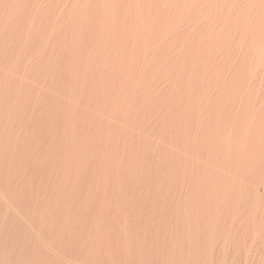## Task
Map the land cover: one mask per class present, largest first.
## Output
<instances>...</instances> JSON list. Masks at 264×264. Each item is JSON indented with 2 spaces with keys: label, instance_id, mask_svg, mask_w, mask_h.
<instances>
[{
  "label": "bare ground",
  "instance_id": "bare-ground-1",
  "mask_svg": "<svg viewBox=\"0 0 264 264\" xmlns=\"http://www.w3.org/2000/svg\"><path fill=\"white\" fill-rule=\"evenodd\" d=\"M42 97L50 98L48 106L45 107L47 112L55 111L59 106H62L61 109L63 110L61 113L59 111L60 116L62 114L61 118L64 121L62 125H60L59 129L61 126L63 127L64 139L61 141L59 140L60 147L58 149H60L63 145V154L60 155V159H64L65 162L64 164L60 165L58 169H54L55 177L58 178L59 175L64 177L83 176L86 172H89V164H92V157L89 159H87L88 157H85L87 161H79L82 159H80V156L83 152H85L87 155H90L91 153L92 155L94 154L96 156L100 155V164H97L98 167H93V170L91 169L93 171L91 175L92 180L99 182L98 185L102 188H100L101 190H99V192H114L115 194L117 192L121 194L123 193L124 195V192H131L132 194V192L136 193L139 190L140 194L142 190V192H145V196L146 193H154L156 196H164L174 191H184L185 193L186 191L188 192L190 190L191 194L196 195V198H192L193 201H201L206 197V202L210 203L211 201L212 203H215L218 202L219 198L224 195H228L232 198L233 196L235 197L240 195L243 190H247L249 196L251 197L248 199L250 200L248 205L251 211L246 206L250 212L248 211L245 213H248L247 215L250 213L252 214L251 218L253 222L255 218L259 220L260 217H257V215L260 214L259 210L260 208L262 210L264 208V198L261 197V194H258L259 190L257 192L258 187L261 186V189L264 187V0H0V177L6 179L5 185L7 188L11 190H17V194L18 190L32 189L28 180L17 178V176L19 177V173H17V170L19 169L17 167L19 166L13 164V160H16L15 157L19 150H21V148L25 146L26 143H29L27 142V136L34 134V132L30 134L31 130H27L29 131L28 135L23 131V126L28 125L31 120L32 122L35 120V118L34 120L31 118L33 117V113L39 110V106L41 105L38 106L39 102L37 100ZM32 104L35 105L33 106ZM184 112H187L186 114L189 116L197 115L198 120L200 121L199 127L202 126L205 133V137H203L204 140L201 139V141L196 138L192 137V139L189 137L188 141L190 142V145L192 144V146H190L188 142L186 145H184V142H182V129H184L182 128L184 126H182V121L185 117L183 116ZM37 115L38 114L35 116ZM49 115L50 114H48V116ZM195 116L194 118H196ZM43 118L46 119V116ZM61 118H59L60 121ZM59 120H57V122ZM47 124L46 126H48ZM187 124H189V122ZM51 125L52 128L54 124L52 123ZM39 126L35 128L38 129ZM189 126L191 127V124H189ZM189 126H187V128ZM42 130L43 129H41V131ZM199 130L201 129L199 128ZM50 134L52 135V133ZM34 135H37V133ZM48 136L51 137L50 135ZM42 137L40 141L42 140ZM34 139L30 140L29 138V141H38V139ZM46 142L49 141L46 140ZM29 144H27L28 148H30ZM37 145L40 146V144ZM46 145L47 143L45 146ZM49 146L53 147L51 144ZM51 149L53 150L54 148ZM39 151L41 150L39 149L38 152ZM38 152L35 153V155L38 154ZM19 154H21V151ZM22 155L23 153L21 156ZM70 158H73V160L71 161ZM27 159H29V156ZM33 159H35V156ZM31 162H33V160H31ZM14 163L16 162L14 161ZM41 163L42 162H40V165ZM39 168L37 165V169ZM36 171L37 170L34 172ZM25 172L26 171H24V173ZM44 175L46 176V174ZM34 177H36V175ZM60 180L61 179H59V181ZM97 182L95 184H97ZM85 183L90 185L87 182ZM37 185L39 184L37 183ZM98 185H95L96 188H98ZM49 186L51 187V185ZM49 186L48 188H50ZM46 188H44V190H46ZM69 189L63 188L60 190L63 192V190ZM81 190L83 189L81 188ZM94 191H92L93 195ZM43 193L44 192L41 193L42 196ZM48 193L49 192H47V194ZM76 194L78 193L76 192ZM106 194L108 195V193ZM243 194H245V192H243L242 195ZM186 195L188 194L186 193ZM200 195H204L199 197L201 200L198 198ZM35 196L36 195H33V197ZM7 197L0 195V201L5 205L9 204L11 201V199ZM19 197L20 196L17 198ZM124 197H126L128 200L127 197H130V195ZM246 197L248 198V196ZM118 198H116L117 201ZM147 198L149 199V197ZM163 198L161 197V199ZM189 198L186 200V202L188 200L190 201ZM21 199L20 201H22ZM92 199L94 200V198ZM139 199L140 198H138V200ZM152 199H154V197ZM152 199H150V201ZM183 199L185 200V198ZM183 199L181 200L182 203ZM46 200H48V197ZM246 200L247 199L245 198V202L243 201L244 204L246 203ZM14 201H16V198ZM88 201H90V199H88ZM172 201H174V199ZM177 201L178 200H176V202ZM225 201L227 200L225 199ZM230 201H232V199ZM35 202L36 200L34 203ZM46 202L47 201H45V203ZM123 202L126 203L125 199L121 203ZM142 202L144 203V201ZM71 203L74 202H70V204ZM159 203L160 202H158L157 205H159ZM231 203L232 202H230V204ZM238 203L240 202L238 201ZM127 204L130 203L127 202ZM204 204L206 203L204 202ZM80 205L81 204L79 203V206ZM107 205L106 210H109ZM196 205L197 203L195 204L194 209H196ZM220 205H216V208H218L217 206L220 207ZM15 206L16 205H14V207ZM32 206L37 205L32 204ZM225 206H228V208L231 209L227 203ZM238 206H240V204ZM124 207L122 206V208H120L123 209ZM205 207H207V205ZM90 208L88 207L89 210H91ZM104 208H102L101 211L105 210ZM211 208L205 209L210 210ZM41 209L42 208H40L39 211ZM125 209L123 211H125ZM160 209L158 211H160ZM8 210L9 209H7L4 214H0V264L40 263L38 259L37 262L33 261L34 259H29V254H26L28 258H19L13 261L10 258L12 251L8 249H10V245L11 248H13V245H15V243L18 241H20L19 243L22 241H28L32 243L31 234L36 237V241L34 240L32 244L42 243V246L50 243L53 238L50 240V242H47L48 240L46 241V239L44 240L41 232V229L44 228H36L35 226H31L26 214H22L19 209L18 211H14L15 214L10 213ZM25 210L27 209L25 208ZM57 211L59 213V210ZM128 211L130 212L131 210L128 209ZM196 211H198V209ZM233 211L231 213H233ZM44 212L43 215L41 214L42 217L40 216L42 219V223H40V225H44L45 222L47 224V221H50L47 220L48 216L46 213L44 214ZM199 212L201 211L199 210ZM225 212H223L224 215ZM58 213L57 215H59ZM217 213L218 212H216V214ZM228 213H230V211ZM139 214L140 213L137 215ZM192 214L194 213L192 212ZM202 214H204V212ZM212 214L213 213H211V215ZM216 214L214 217H216ZM218 214H220V212ZM48 215H50V213H48ZM103 215L105 216V213ZM152 215L153 214H151V216ZM239 215V217H241V215L242 217L244 216L242 212ZM163 216L166 215L163 214ZM236 216L237 215H235V218ZM35 217H32V219ZM82 217H84L82 213H66L63 215L65 220L70 221V219H72L73 223H76L77 219L83 220ZM95 217L96 216H94V218ZM109 217H111V215ZM179 217L181 218V216ZM194 217H196V215ZM132 218H134V216ZM177 218L178 217L176 214V219ZM227 218L229 221V216ZM230 218L232 219L231 216ZM245 218L247 219V217ZM52 219L51 221H53ZM210 219L211 218H209V220ZM220 219L219 223L223 224L221 223L223 221L221 220L220 222ZM238 219L233 220L237 221L236 223H241V221ZM57 220L55 222H57ZM135 220L137 219L135 218ZM216 220L213 219L215 223ZM233 220L230 221V223H234ZM248 220L247 222H250ZM182 221L184 220L182 219ZM213 221L209 222L210 224L206 226L209 227ZM139 222L136 224H139ZM194 222L196 223V221ZM127 223L128 222L125 221V224ZM46 224L45 226H47ZM80 224L81 223L79 222V225ZM83 224L86 225L85 222ZM91 224L94 223L92 222ZM24 225L25 228L27 226L25 229L26 231L23 230ZM50 225H52V223ZM106 225H108V223H106ZM128 225L130 226V223ZM213 225H215L214 222ZM59 226L57 228H59ZM81 226L83 225L81 224ZM101 226L102 225H100V227ZM197 226L199 225L197 224ZM110 227L111 226H107L106 230ZM116 227L118 229V226ZM233 227H235V223ZM91 228V230H93L92 226ZM193 228L195 229V227ZM79 229L81 228L79 227ZM180 229H182V227ZM212 229H214V227H212ZM239 229H241V227ZM94 230H96V228ZM205 231L207 230L205 229ZM213 231L215 233V230ZM83 232H85V230L83 231L82 229V233ZM96 232L97 231H95V233ZM101 232L103 231L101 230ZM121 232L123 233L124 231ZM143 232L146 235L148 231H142V233ZM165 232L166 234L170 233L167 231ZM200 232L202 233V230ZM125 233L127 232H124V234ZM209 233H211V230ZM225 233L224 235H226ZM46 234H48V232ZM243 235L245 234L243 233ZM48 236L45 237L48 238ZM98 236L99 235L97 234L96 238ZM192 236L193 235H191V237ZM227 236L229 235H226V239ZM252 237L253 236L251 235V238ZM263 237L264 236H262V239ZM139 238H141V236ZM55 239L57 240V238ZM258 239H260V236ZM87 240L88 238L86 241ZM178 240L177 242H172V244L166 242L162 244L156 243L154 245H145L142 243V245H137V248L134 247L133 249L136 250L135 254H137L139 260H143L145 258L148 260L152 259L157 262H155L156 264H263V262H261L262 260L252 263L248 260L249 258L242 259L241 257L229 254L228 247L225 248V245H219L218 242L213 241L214 239H210L209 241L207 240L205 243L200 242L198 239H191L188 242H178ZM250 241H252V239ZM108 242H106V245ZM30 243L29 247L32 245H30ZM51 246L52 245H50V247ZM115 247L118 246L116 245ZM48 249L49 251L53 252V254H56V252L53 250L54 248H49L47 245V250ZM127 249L128 248L125 250ZM26 250L28 249L26 248ZM97 252H99V247ZM131 252L134 253V251ZM110 253L112 252L110 251ZM26 255L24 252L25 257ZM60 255H62V252ZM103 256L105 257V255ZM62 257L63 256H61L60 259ZM16 258H18V256ZM64 258L66 257H63V259ZM69 259L68 262H71ZM71 263H73V261ZM76 263L78 264V262Z\"/></svg>",
  "mask_w": 264,
  "mask_h": 264
},
{
  "label": "rangeland",
  "instance_id": "rangeland-1",
  "mask_svg": "<svg viewBox=\"0 0 264 264\" xmlns=\"http://www.w3.org/2000/svg\"><path fill=\"white\" fill-rule=\"evenodd\" d=\"M45 100V101H44ZM39 103H38V106L39 105H41V106H39V110H37L35 113L36 114H38L37 116H35L36 114L35 113H33V117L31 118V119H33L34 120V118H35V120L33 121L34 122V125H33V122H32V120L30 121V125L28 124V125H25V126H23V131L24 132H26L28 135H29V131L31 130V133L30 134H32V132H34V134H36L37 133V135H34V134H32V135H29V136H27L28 138H27V142H29V143H26V145L25 146H23L22 148H21V150H19V152L21 151V154L23 153V155L21 156V154H19V152H18V154L16 155V157H15V159L16 160H13V164H15L16 166H19V167H17V168H19L18 170H17V173H19V177L17 176V178L18 179H24V180H28L29 182H30V185H31V187H32V189L31 190H18V194H17V190H11V189H8L7 188V186L5 185L6 183H5V180L6 179H3V177H0V183H2V184H0V195L1 196H3L4 195V197H7V195L8 194H10V195H8V197L7 198H9V199H11V201L9 202V204H4V203H2L1 201H0V214H4L5 212H6V210L7 209H9L8 211L10 212V213H13V214H15L14 213V211L15 210H17L18 211V209L21 211V213L22 214H26V217H27V219H28V221H29V223H31V226H35L36 228H44V229H41V232H42V237H43V239L45 240L46 239V241L47 242H50V240H51V242L50 243H47V244H45V245H43L42 246V243L41 244H39V243H36V244H32L33 242H34V240L36 241V237H34V235H32L31 234V236H32V238H31V242L32 243H30V242H28V241H22L21 243H19L20 241H18V242H16L15 243V245H13L14 247L13 248H11V245H10V249H8V250H11L12 251V254H11V259L14 261V260H16V259H19V258H28L29 257V259H34L33 261H35V262H37V259H38V261L41 263V264H67V263H69V264H75L76 262H78V264H87V262H88V264H124V263H126V264H156L157 262L155 261V260H152V259H150V260H148L147 258H145V259H147V260H145V259H143V260H139V257L137 256V254H135V252H136V250H134L133 248L135 247V248H137V245H142V243L143 244H145V245H154V244H156V243H158V244H162V243H171L172 244V242H177V240H178V242H188V241H190L191 239L192 240H200V242H202V243H205L207 240L209 241L210 239L211 240H213L214 242H218V244L219 245H221V246H224L225 245V248L226 247H228V251H229V254H231V255H234V256H237V257H241L242 259L243 258H249L248 260L250 261V262H252V263H256L258 260L259 261H261V262H263V264H264V237H263V239H262V236H264V228H263V226H264V220H263V218H264V213H262V212H264V208H263V210L260 208V214H259V212H258V214L259 215H257V217L259 218V220L258 219H256L255 218V220H254V222H253V220H252V214L250 213L249 215H247L248 213H245V212H248L249 210H250V208H249V205H248V202L250 201V200H248V199H250L251 197L249 196V193H248V191L247 190H243L242 191V193L243 192H245V194H243L242 195V193L240 194V195H237V196H233L232 198L230 197V196H228V195H224V196H222V197H220L219 198V200H218V202H215V203H212L211 201H210V203L209 202H206L207 201V199H205V198H203V199H205V200H201L199 197H202V196H204V195H200V196H198V198L201 200V201H193L192 200V198H194L196 195L195 194H191L190 193V190L187 192H185L184 193V191L183 192H180V191H174V192H171V193H169V194H167V195H164V196H161V195H158V196H156L154 193L152 194V193H146V196L147 197H149V199L144 195L145 194V192L143 191L142 192V190H141V193L139 194V192H140V190L138 191V192H132V194H131V192L130 193H128V192H124V195H123V193L121 194V193H117L116 192V194L114 193V192H105V191H100L99 192V190H101L102 188L98 185L99 184V182H97V181H94V180H92V173H93V167H95V166H97V164L99 165L100 164V155H92L91 153H90V155L88 154H86L85 152H83L82 154H81V156H80V159L81 160H79V161H87V159H89V158H91L92 157V164H89L90 166H89V172H86L83 176H84V179H83V176H79V177H76V176H70V177H64V176H61V175H59V177L57 178V177H55V175H54V169H58L59 167H60V165H62V164H64V159H60V155L61 154H63V148H62V146H61V148L60 149H58L59 147H60V142H59V140L61 141L62 139H64V137H63V127L61 126V128L59 129V127H60V125H62V123L64 122L63 121V119L61 118L62 117V114H61V116H60V113L61 112H63V110L61 109V107L62 106H59L55 111H51V112H47L46 110H45V107H47L48 106V104H49V101H50V98H46V97H42V98H39V100H37ZM41 103V104H40ZM36 104V103H35ZM34 104V105H35ZM33 105V104H32ZM33 105V106H34ZM42 105H43V107H42ZM32 106V107H33ZM42 108V109H41ZM42 111V112H41ZM44 111V112H43ZM58 111V112H57ZM59 111H60V113H59ZM41 112V113H40ZM50 114L49 116H48V114ZM58 113V114H57ZM187 112H184V114H183V116H185L184 118H183V121H182V128H184V129H182L183 131V133H182V142H184V145H186V144H188L189 143V145H190V142L188 141L189 140V137H193V138H196V139H198V140H200L201 141V139H203V137H205V133H204V129L202 128V126H200L199 127V123H200V121L198 120V116L196 115H194L196 118H194V116L193 115H188V114H186ZM47 114V115H46ZM42 115V116H41ZM44 115V116H43ZM186 115H188V116H186ZM46 116V119L45 118H43V117H45ZM55 116H57V117H55ZM192 116V117H191ZM38 117H39V119H38ZM53 117V118H52ZM61 118V121L59 120V118ZM43 118V119H42ZM186 118V119H185ZM28 119V118H27ZM46 121H45V120ZM57 120H59L58 122H57ZM185 120H186V123H185ZM190 120H192V121H190ZM196 121V123H195V121ZM40 123H39V122ZM36 122V123H35ZM43 122H45L46 124L47 123H49V124H47L48 126H46V124L45 123H43ZM189 122V124H191V127L189 126V124H187ZM190 122H192V123H190ZM54 124V128L52 127L51 128V124ZM194 123V124H193ZM39 124H40V126H39ZM44 126H42V125ZM35 125H37V126H39L38 127V129L37 128H35V127H37V126H35ZM58 125V126H57ZM189 126L188 128H187V126ZM27 126V127H26ZM31 126H32V128H31ZM195 126V127H194ZM29 127V128H28ZM34 127V128H33ZM49 127V128H48ZM57 127V128H56ZM192 127H193V129H195V130H193L192 129ZM198 127V128H197ZM31 128V129H30ZM43 129L42 131H41V129ZM47 128H48V130H47ZM197 128V129H196ZM199 128L201 129V130H199ZM33 129V130H32ZM35 129V130H34ZM52 129V130H51ZM62 129V130H61ZM27 130H29V131H27ZM47 130V131H46ZM50 130V131H49ZM185 130H187V131H185ZM38 131V132H37ZM56 131V132H55ZM57 131H59V132H57ZM60 131H61V133H60ZM189 131V132H188ZM190 131H192V132H190ZM203 133H202V132ZM36 132V133H35ZM194 132V133H193ZM43 133V134H42ZM47 133V134H46ZM50 133H52V135L50 134ZM189 133V134H188ZM195 134V135H193V134ZM199 133V134H198ZM46 134V135H45ZM59 134H61V135H59ZM197 134V135H196ZM48 135H50L51 137H49ZM56 137H55V136ZM187 135H189V136H187ZM200 135V136H199ZM37 136V137H36ZM42 136H44V137H42ZM57 136H59V137H57ZM199 136V137H198ZM202 136V137H201ZM39 137V138H38ZM41 137H42V140L40 141V139H41ZM46 137H49V138H46ZM185 137V138H184ZM29 138H30V140H33L34 138L35 139H38V141H36L35 139V141H29ZM46 138V139H45ZM186 138H187V140H186ZM192 138V139H193ZM54 139V140H53ZM185 139V140H184ZM46 140L47 141H49V142H46ZM57 140H58V142H57ZM204 140V139H203ZM45 141V142H44ZM40 142V143H39ZM42 142H43V144H42ZM53 142H54V144H53ZM188 142V143H187ZM32 143H34V144H32ZM47 143V145L45 146V144ZM27 144H29V147L30 148H28V145ZM37 144H40V146H38ZM52 145L53 147H51V146H49V145ZM55 144H57V145H55ZM32 145V146H31ZM54 145H55V147H54ZM59 145V146H58ZM43 146H44V148H43ZM190 146H192V144L190 145ZM33 147V148H32ZM46 147V148H45ZM57 147V148H56ZM25 148V149H24ZM37 150H36V149ZM42 148V149H41ZM48 148V149H47ZM51 148H54L53 150L51 149ZM35 149V150H34ZM41 150V151H39L38 152V150ZM45 149V150H44ZM27 150V151H26ZM47 150H49V151H47ZM50 150H51V152H50ZM56 150V151H55ZM59 150V151H58ZM25 151V152H24ZM33 151V152H32ZM47 151V152H46ZM55 151V152H54ZM38 152V154H36L35 155V153H37ZM50 152V153H49ZM56 152H58V153H56ZM62 152V153H61ZM27 153H28V155H27ZM26 154V155H25ZM55 154V155H54ZM57 154H58V156H57ZM25 155V156H24ZM45 157H44V156ZM85 155V156H84ZM28 156H29V159H27L28 158ZM34 156H35V159H33L34 158ZM40 156V157H39ZM49 156V157H48ZM53 156V157H52ZM20 157H21V159H20ZM27 157V158H26ZM44 157V158H43ZM87 159H86V158ZM95 157V158H94ZM23 158V159H22ZM25 158V159H24ZM32 158V159H31ZM42 160H41V159ZM46 158V159H45ZM51 158V159H50ZM39 159V160H38ZM48 159V160H47ZM60 159V160H59ZM71 159V161L73 160V158H70ZM70 159H69V162H70ZM96 159V160H95ZM19 162H18V161ZM25 160H26V163H25ZM31 160H33V162H31ZM34 160H35V162H34ZM41 160V161H40ZM47 160V161H46ZM99 160V161H98ZM14 161L16 162V163H14ZM21 161V162H20ZM24 161V162H23ZM37 161V162H36ZM42 162L41 163V165H40V162ZM28 162V163H27ZM58 162V163H57ZM94 162V163H93ZM23 163V164H22ZM31 163V164H30ZM38 163V164H37ZM60 163V164H59ZM84 163H87V162H84ZM7 164V163H6ZM19 164V165H18ZM35 164H36V166H35ZM48 164V165H47ZM50 164H51V166H50ZM57 164V165H56ZM31 166V168H30V166ZM37 165H38V168H39V166H40V168L39 169H37ZM93 165V166H92ZM7 166V165H6ZM25 168H24V167ZM27 166H28V169L30 170H28L27 169ZM23 167V168H22ZM35 167V168H34ZM48 167V168H47ZM98 167V166H97ZM96 167V168H97ZM46 168V169H45ZM50 168H51V170H50ZM263 168V167H262ZM25 169V170H24ZM49 169V170H48ZM92 169V170H91ZM23 170V171H22ZM32 170V171H31ZM35 170H37L36 172H34ZM46 170V171H45ZM24 171H26L25 173H24ZM40 171V172H39ZM42 171V172H41ZM49 171V172H48ZM261 171V170H260ZM21 172V173H20ZM29 172H31V173H29ZM48 172V173H47ZM194 172H195V169H194ZM22 173H24V174H22ZM37 173V174H36ZM41 173V174H40ZM50 173V174H49ZM34 174V175H33ZM44 174H46V176L44 175ZM52 174V175H51ZM26 176V178H25V176ZM30 175V176H29ZM36 175V177H34ZM40 175H42V176H40ZM45 176V177H44ZM48 176V177H47ZM53 176V177H52ZM33 177V178H32ZM41 177H44V178H41ZM50 177V178H49ZM75 179H74V178ZM46 178V179H45ZM31 179H32V181H31ZM35 179V180H34ZM47 179H49V180H47ZM59 179H61L60 181H59ZM63 180V181H62ZM65 180V181H64ZM38 181H40V182H38ZM42 181V182H41ZM52 181V182H51ZM67 181V182H66ZM34 182V183H33ZM46 182H47V184H46ZM49 182V183H48ZM66 182V183H65ZM68 182H69V184H68ZM73 182V183H72ZM85 182H87V183H89L90 185H88V184H86ZM97 182V184H95ZM37 183L39 184V185H37ZM63 183H64V185H63ZM75 183V184H74ZM77 183V184H76ZM78 183H79V185H78ZM98 185V188H96V186L94 185ZM59 184V185H58ZM61 184V185H60ZM49 185H51V187L49 186ZM70 185H71V188H70ZM84 185V186H83ZM48 186L50 187V188H48ZM63 186V187H62ZM74 186V187H73ZM78 186V187H77ZM93 186V187H92ZM37 187V188H36ZM47 187V188H46ZM80 187V188H79ZM95 187V188H94ZM2 188V189H1ZM44 188H46V190H44ZM63 188H65V189H69V190H63V192L60 190V189H63ZM73 188V189H72ZM78 188V189H77ZM81 188L83 189V190H81ZM88 188V189H87ZM91 188V189H90ZM93 188V189H92ZM101 188V189H100ZM260 188V189H259ZM42 189V190H41ZM49 189V190H48ZM55 189V190H54ZM88 191H87V190ZM264 187H262V189H261V186L260 187H258V189H257V192H258V190H259V192H258V194H261V197H263L264 198V194H263V192H264ZM4 190V191H3ZM11 190V191H10ZM33 190V191H32ZM35 190V191H34ZM38 190V191H37ZM78 193V194H76V192ZM90 190H91V192H90ZM95 190V191H94ZM96 190H98V191H96ZM9 191V192H8ZM31 191V192H30ZM37 191V192H36ZM41 191V192H40ZM46 191V192H45ZM92 191H94V195H93V192ZM30 192V193H29ZM42 192H44L43 193V196H42ZM47 192H49L48 194H47ZM97 192V193H96ZM102 192V193H101ZM105 192V193H104ZM6 193V194H5ZM24 193V194H23ZM66 193V194H65ZM71 193V194H70ZM83 193V194H82ZM85 193V194H84ZM88 193V194H87ZM99 193H100V196H99ZM106 193H108V195L106 194ZM127 193V194H126ZM186 193L189 195V194H191V195H186ZM246 193H247V195H246ZM14 194V195H13ZM16 194V195H15ZM51 194V195H50ZM69 194V195H68ZM96 194H97V196H96ZM119 194V195H118ZM134 194V195H133ZM139 194V195H138ZM171 194V195H170ZM262 194H263V196H262ZM26 195V196H25ZM28 195V196H27ZM33 195H36L35 197H33ZM48 195V196H47ZM50 195V196H49ZM53 195V196H52ZM73 195H74V197H73ZM77 195V196H76ZM90 195V196H89ZM101 195H102V197H101ZM104 195V196H103ZM116 195V196H115ZM123 197H122V196ZM128 195H130V197H127L128 198V200L126 199V197H124V196H128ZM137 195V196H136ZM149 195H151V196H149ZM175 195V196H174ZM194 195V196H193ZM242 195V196H241ZM18 196H20L19 198H17ZM31 196V197H30ZM42 196V197H41ZM45 196H46V198H45ZM66 196V197H65ZM67 196H68V198H67ZM87 197V198H85V197ZM90 198H89V197ZM93 196V197H92ZM106 196H107V198H106ZM132 196V197H131ZM144 196V197H143ZM159 196H161L163 199H161V197H159ZM178 196V197H177ZM191 196H193V197H191ZM246 196H248V198L246 197ZM40 197V198H39ZM47 197H48V200H46L47 199ZM52 197V198H51ZM54 197V198H53ZM79 197H81V198H79ZM110 198V200L112 201H110L109 200V198ZM112 197V198H111ZM114 197H115V199L116 198H118V201H117V199L115 200L114 199ZM133 197H134V199H133ZM135 197H138V198H140L139 200H138V198H135ZM154 197V199H152ZM166 197V198H165ZM187 197V198H186ZM190 197V198H189ZM229 197V198H228ZM238 197V198H237ZM241 199H240V198ZM244 197V198H243ZM14 198V199H13ZM15 198H16V201H14L15 200ZM21 198H23V199H21ZM28 198V199H27ZM29 198H30V201H29ZM34 198H35V200H36V204L34 203ZM51 198V199H50ZM72 198H73V200H72ZM74 198H75V200H74ZM77 198H78V200H77ZM83 198H84V200H83ZM92 198H94V200L92 199ZM96 198H97V200H96ZM105 200H104V199ZM130 198H131V201H130ZM143 198V199H142ZM160 198V199H159ZM172 198V199H171ZM178 198V199H177ZM183 198H185V200L183 199ZM190 199V201L188 200L187 202H186V200L187 199ZM196 198V197H195ZM245 198L247 199L246 200V205L244 204V202H245ZM13 199V200H12ZM20 199L23 201H20ZM45 199V200H44ZM60 199V200H59ZM88 199H90V201H88ZM91 199H92V202H91ZM123 199V200H122ZM124 199H125V201H126V203L125 202H123V203H121L122 201H124ZM136 199H137V201H136ZM150 199H152L151 201H150ZM157 199V200H156ZM160 201H159V200ZM167 199H168V201H167ZM174 199V201H172ZM183 199V203L181 202V200ZM225 199L227 200V201H225ZM232 199V201H230ZM238 200L240 203H238V201H236V200ZM24 200H26V201H24ZM50 200V201H49ZM55 202H54V201ZM68 200V201H67ZM86 200H87V202H86ZM100 200V201H99ZM102 200H103V203H105V204H103L102 203ZM115 200V201H114ZM120 200H121V202H120ZM134 200V201H133ZM155 200V201H154ZM176 200H178L177 202H176ZM223 200V201H222ZM234 200V201H233ZM241 200H242V202H241ZM18 201V202H17ZM28 201V202H27ZM42 202V204H41V202ZM45 201H47L46 203H45ZM64 201V202H63ZM83 201V202H82ZM111 202V204H110V202ZM140 201V202H139ZM142 201H144V203L142 202ZM171 202V204H170V202ZM244 201V202H243ZM12 202V203H11ZM17 202V203H16ZM25 202V203H24ZM48 202H49V204H48ZM54 202V203H53ZM70 202H74V203H71L70 204ZM91 202V203H90ZM98 202V203H97ZM102 203V204H100V203ZM106 202H107V204H109V205H107L106 204ZM113 202H114V204H113ZM116 202V203H115ZM127 202H129L130 204H127ZM158 202H160L159 203V205H157L158 204ZM163 202H164V204H163ZM181 202V203H180ZM202 203V204H200V203ZM204 202L206 203V204H204ZM227 203V205H229V207L232 209H229L228 208V206H225L226 205V203ZM229 202V203H228ZM230 202H232L231 204H230ZM15 203V204H14ZM20 203V204H19ZM53 203V204H52ZM69 203V204H68ZM78 205H77V204ZM79 203L81 204L80 206H79ZM94 203H96V204H94ZM117 203H118V206H117ZM121 203V204H120ZM125 203V204H124ZM135 203V204H134ZM154 203V204H153ZM177 203V204H176ZM188 203V204H187ZM190 203H191V205H190ZM194 203V204H193ZM197 203V205H196V209H194V206H195V204ZM219 203V204H218ZM220 203H221V205H220ZM225 203V204H224ZM243 204V206H242V204ZM11 204V205H10ZM32 204H34V205H37V206H32ZM44 204H46L47 205V207H46V205H44ZM53 205V208H52V205ZM63 204H64V206H63ZM66 204V205H65ZM122 204H124V205H122ZM148 204V205H147ZM163 205V207H162V205ZM169 206H168V205ZM179 204V205H178ZM185 204V205H184ZM200 204V205H199ZM235 204V205H234ZM240 204V206H238V205ZM8 205V206H7ZM14 205H16L15 207H14ZM23 205V206H22ZM25 205H26V207H25ZM43 205V206H42ZM70 205V206H69ZM103 205V206H102ZM106 205L108 206V209L110 210H106ZM171 205H173V206H171ZM175 205V206H174ZM177 205V206H176ZM184 207H182V206ZM207 205V207L208 208H211V206H212V208L210 209V210H206V209H208L207 207H205ZM215 205V206H214ZM216 205H220V207L219 206H217L218 208H216ZM224 205V206H223ZM232 205H234V206H232ZM244 205H245V207H244ZM22 206V207H21ZM27 206H28V208H27ZM30 206V207H29ZM39 206H40V208H42V209H44V210H40L39 211ZM57 206H58V208H57ZM68 206V207H67ZM75 206V207H74ZM79 206V207H78ZM92 206V207H91ZM95 206V207H94ZM98 206H99V208H98ZM102 206V207H101ZM109 206H111V207H109ZM116 206V207H115ZM122 206L124 207L123 209H121L122 208ZM128 206V207H127ZM131 206V207H130ZM139 206H141V207H139ZM157 208H156V207ZM179 206V207H178ZM185 206H186V210H185ZM189 206H191V207H189ZM203 206V207H202ZM213 206H214V208H213ZM223 206V207H222ZM249 208V210H248V208ZM17 207H19V208H17ZM33 207V208H32ZM46 207V208H45ZM63 207V208H62ZM79 209H78V208ZM85 207H87V208H85ZM88 207L91 209V210H89L88 209ZM97 207V208H96ZM105 207V208H104ZM113 207V208H112ZM115 207V208H114ZM121 207V208H120ZM135 207V208H134ZM167 207V208H166ZM178 208V210H177V208ZM193 207V208H192ZM198 207V208H197ZM221 207H222V209H221ZM238 207V208H237ZM242 207V208H241ZM13 208H15V209H13ZM17 208V209H16ZM23 208V209H22ZM25 208L27 209V210H25ZM36 208H38V209H36ZM50 208H51V211H50ZM70 208V209H69ZM83 208V209H82ZM102 208H104L105 210H106V212H105V210H102L101 211V209ZM112 208V209H111ZM126 208V209H125ZM133 208V209H132ZM149 208V209H148ZM162 209V211H161V209ZM169 208V209H168ZM182 208V209H181ZM202 208V209H201ZM206 208V209H205ZM225 210H224V209ZM228 208V209H227ZM239 208H241V209H239ZM244 208V209H243ZM61 209H63V210H61ZM65 209V210H64ZM67 209V210H66ZM125 209V211H123ZM128 209L129 210H131L130 212L128 211ZM153 209H155V210H153ZM160 209V211H158ZM167 209V210H166ZM171 209V210H170ZM184 209V210H183ZM189 209V210H188ZM191 209V210H190ZM198 209V211H196ZM218 209V210H217ZM224 210V211H221V210ZM237 209V210H236ZM11 210V211H10ZM23 210V211H22ZM57 210H59V213H58V211ZM69 210H70V212H69ZM72 210H73V212H72ZM81 210H85V211H81ZM114 210V211H113ZM121 210V211H120ZM137 210V211H136ZM145 210V211H144ZM151 210H153V211H151ZM173 210H174V212H173ZM181 210V211H180ZM183 210V211H182ZM188 210V211H187ZM199 210L201 211V212H199ZM212 210V211H211ZM217 210V211H216ZM228 210V211H227ZM234 210V211H233ZM246 210V211H245ZM13 211V212H12ZM45 211V212H44ZM49 211V212H48ZM63 211V212H62ZM76 211V212H75ZM104 211V212H103ZM107 211H108V213H107ZM114 213H113V212ZM116 211V212H115ZM119 211V212H118ZM133 211V212H132ZM157 211H158V214H157ZM163 211H164V213H163ZM181 213H180V212ZM187 211V212H186ZM207 211V212H206ZM211 211V212H210ZM226 211V212H225ZM230 211V213H228ZM233 211V213H231ZM239 211H241L242 212V214L245 216V217H247V219L243 216L242 217V215H241V217H239L240 215L239 214H241V212H239ZM251 211V210H250ZM249 211V212H250ZM43 212H44V214L46 213L47 214V216H48V219L47 220H50L51 221V219L53 220V221H51V223H52V225H50L51 223H50V221L48 222L47 221V224H46V222H45V224L47 225V226H45V224L44 225H40V223H42V219H41V214L43 215ZM59 214V215H57V213ZM82 213V215L84 216V217H82V219L83 220H81V219H77L76 220V223H73V221H72V219H70V221H67V220H65L64 218H63V215H65L66 213H73V214H80V213ZM89 212V213H88ZM91 212V213H90ZM118 212V213H117ZM149 212V213H148ZM160 212V213H159ZM165 212H166V214H165ZM192 212L194 213V214H192ZM204 212V214H202ZM216 212H220V214H216ZM223 212H225V215H224V213ZM40 215H39V214ZM48 213H50V215H48ZM53 213H55V214H53ZM64 213V214H63ZM84 213V214H83ZM105 213V216L103 215ZM120 213V214H119ZM128 213V214H127ZM138 213H140L139 215H137ZM171 213V214H170ZM187 213V214H186ZM189 213V214H188ZM205 213H206V215H207V213H208V215L206 216L205 215ZM209 213H210V215H209ZM211 213H213L212 215H211ZM236 213V214H235ZM262 213V214H261ZM32 214H33V216H32ZM38 214V215H37ZM53 214V215H52ZM63 214V215H62ZM87 214V215H86ZM91 214V215H90ZM95 214V215H94ZM98 214H99V216H98ZM107 214V215H106ZM113 214H115L116 216H117V214H118V216H117V218H118V220H117V218H116V216L115 215H113ZM151 214H153L152 216H151ZM158 215V218H159V220H158V218H157V215ZM163 214L164 215H166V216H163ZM168 214V215H167ZM176 214H177V219H176ZM179 214V215H178ZM199 214V215H198ZM215 214H216V217H214L215 216ZM223 216H222V215ZM228 214H231V215H228ZM234 215V217H233V215ZM89 215H90V217H89ZM101 215V216H100ZM103 215V216H102ZM111 215V217H109ZM121 215V216H120ZM133 217L134 216V218H132L131 216ZM137 215V216H136ZM145 215H147V216H145ZM150 215V216H149ZM174 215H175V217H174ZM183 215V216H182ZM188 215H189V217H188ZM196 215V217H194V216ZM220 215V216H219ZM235 215H237L236 216V218H235ZM263 215V216H262ZM30 216V217H29ZM36 216V217H35ZM41 216V217H40ZM94 216H96L95 218H94ZM113 216V217H112ZM149 216V217H148ZM170 216H171V218H170ZM179 216H181V218L179 217ZM185 216V217H184ZM229 216V221H228V217ZM230 216L232 217V219L230 218ZM32 217H35V218H33L32 219ZM39 217V218H38ZM52 217V218H51ZM86 217V218H85ZM99 217H100V220H99ZM129 217H130V219H129ZM144 217H146V218H144ZM168 217H169V219H168ZM200 217V218H199ZM205 217V218H204ZM207 217H208V219H207ZM212 217H213V219L214 220H216V219H220V222H221V220L223 221V222H221V223H223V224H220L219 223V219L218 220H216V223H215V221H213V219H212ZM223 217H225V218H223ZM263 217V218H262ZM37 218V219H36ZM56 218V219H55ZM62 218H63V220H62ZM98 218V219H97ZM102 218H103V220H102ZM105 218V219H104ZM109 218V219H108ZM114 218V219H113ZM116 218V219H115ZM121 220H120V219ZM135 218L137 219V220H135ZM139 218V219H138ZM144 218V219H143ZM157 220H155V219ZM190 218H192V219H190ZM195 218V219H194ZM209 218H211L210 220L211 221H213L214 222V224L216 225V227H215V225H213V222L211 223V225H209V227H207L208 226V224H210L209 222H211L210 220H209ZM223 218V219H222ZM239 218V219H238ZM38 219H40V220H38ZM58 219V220H57ZM61 219V220H60ZM87 219V220H86ZM108 219V220H107ZM129 219V220H128ZM134 219V220H133ZM141 219V220H140ZM175 219V220H174ZM182 219L184 220V221H182ZM189 219V220H188ZM200 219H203V220H200ZM207 219V221L205 222V220ZM227 219V220H226ZM233 219H235V220H239V221H241V223L240 222H238V223H236L237 221H235V220H233ZM241 219V220H240ZM249 219V220H248ZM57 220V222H55ZM94 223V224H91L92 222ZM94 220V221H93ZM98 220V221H97ZM101 220H102V222H101ZM116 220H117V222H116ZM127 221L128 223L127 224H125V221ZM163 222H161V221ZM164 220H165V222H164ZM168 220V221H167ZM173 220H174V222H173ZM180 220H181V222H180ZM189 222H188V221ZM191 220V221H190ZM199 220V221H198ZM209 220V221H208ZM234 221V223H235V227H233L234 226V223L233 222H231V223H233V224H231L230 223V221ZM247 220L248 221H250V222H252V223H250V222H247ZM258 220V221H257ZM263 222H262V221ZM61 221V222H60ZM82 221V222H81ZM96 221V222H95ZM100 221V222H99ZM108 221V222H107ZM115 221V222H114ZM120 221V222H119ZM123 221V222H122ZM130 221V222H129ZM140 221V222H139ZM149 221V222H148ZM152 221V222H151ZM155 221H156V223H155ZM188 223H187V222ZM194 221H196V223L194 222ZM256 221V222H255ZM64 222V223H63ZM69 222V223H68ZM79 222L84 226H81V224L79 225ZM85 222V224L86 225H84L83 223ZM89 222V223H88ZM110 222V223H109ZM132 222V223H131ZM134 222V223H133ZM139 222V224H136V223H138ZM146 222H148V223H146ZM151 222V223H150ZM172 222V223H171ZM184 222V223H183ZM217 222H218V224H217ZM228 222V223H227ZM247 224H246V223ZM57 223H59V224H57ZM63 223V224H62ZM72 223H73V225H72ZM88 223V224H87ZM101 223V224H100ZM103 223V224H102ZM106 223H108V225H106ZM114 223V224H113ZM120 225H119V224ZM130 223V226L128 225ZM141 223V224H140ZM167 223H168V225H167ZM173 223H174V225H173ZM176 223V224H175ZM194 223H195V225H194ZM224 223H225V225H224ZM230 223V224H229ZM245 223V224H244ZM254 223H256V224H254ZM32 224H34V225H32ZM55 224V225H54ZM69 224V225H68ZM97 226H96V225ZM99 224V225H98ZM104 224H105V226H104ZM117 224V225H116ZM122 224V225H121ZM125 224V225H124ZM133 224V225H132ZM155 224V225H154ZM158 224H159V226H158ZM160 224H162V225H160ZM190 224V225H189ZM197 224L199 225V226H197ZM219 224H220V226H219ZM40 225V226H39ZM60 225V226H59ZM64 225V226H63ZM68 225V226H67ZM100 225H102L101 227L103 228H101L100 227ZM143 225H144V227H143ZM157 225V226H156ZM200 225H202V226H200ZM207 225V226H206ZM228 225H229V227H228ZM244 225V226H243ZM247 225H249L250 226V228H249V226H247ZM256 225V226H255ZM38 226V227H37ZM44 226V227H43ZM49 226V227H48ZM52 226V227H51ZM59 226V228H57ZM72 226V227H71ZM76 226V227H75ZM91 226L93 227V230H91L92 228H91ZM109 227V226H111L110 228H111V230H110V228H107V230H106V227ZM116 226H118V229H117V227ZM122 226V227H121ZM124 226V227H123ZM127 226V227H126ZM162 226V227H161ZM167 226V227H166ZM177 226V227H176ZM188 226V227H187ZM205 228H204V227ZM222 226V227H221ZM224 226V227H223ZM241 227V229H239L240 227ZM243 226V227H242ZM262 226V227H261ZM29 227V226H28ZM46 227H47V229L49 230H47L46 229ZM55 227H56V229H55ZM74 227H75V229H74ZM79 227L81 228V229H79ZM85 227H87V228H85ZM90 227V228H89ZM105 227V228H104ZM116 227V228H115ZM121 227V228H120ZM128 227H129V229H128ZM139 229H138V228ZM153 227V228H152ZM159 227V228H158ZM178 227H182V229H180V228H178ZM184 227V228H183ZM185 227H187V228H185ZM193 227H195V229L193 228ZM212 227H214V229H212ZM227 229H226V228ZM244 227H245V229H244ZM259 227H260V229H259ZM26 228H27V226H26ZM25 228V225H24V229L23 230H25L26 229ZM53 228H54V230H53ZM62 228V229H61ZM79 230H78V229ZM85 228V229H84ZM96 228V230H94ZM100 228V229H99ZM114 228V229H113ZM125 228V229H124ZM126 228H127V230H126ZM131 228H132V230H131ZM133 228H134V230H133ZM150 228V229H149ZM155 228V229H154ZM163 228V229H162ZM171 228V229H170ZM173 228H174V231H173ZM179 229V231H178V229ZM189 228V229H188ZM216 228V229H215ZM218 228V229H217ZM220 228V229H219ZM233 228V229H232ZM58 229V230H57ZM82 229H83V231L85 230V232H83L82 233ZM90 229V230H89ZM105 229V230H104ZM109 229V230H108ZM144 229V230H143ZM146 229V230H145ZM162 229V230H161ZM200 229V230H199ZM205 229L207 230V231H205ZM230 229V230H229ZM252 232V234H251V232L249 231V230ZM45 232H44V231ZM56 230V231H55ZM59 230H60V232H59ZM65 230V231H64ZM67 230H69V231H67ZM77 230V231H76ZM81 230V231H80ZM100 232H99V231ZM101 230L103 231V232H101ZM113 230V231H112ZM128 230H129V232H128ZM139 230V231H138ZM155 230H156V232H155ZM167 231V232H170V233H167L166 234V232L165 231ZM186 230V231H185ZM191 230H192V233H191ZM199 230V231H198ZM202 230V233L200 232ZM210 230H211V233H212V235H211V233H209L210 232ZM213 230H215V233H214V231ZM223 230V231H222ZM235 230V231H234ZM263 230V231H262ZM26 231V230H25ZM73 231V232H72ZM95 231H97L96 233H95ZM108 231V232H107ZM112 231V232H111ZM121 231H124V232H127V233H125L124 234V232L122 233ZM141 231V232H140ZM142 231H148L147 233H146V235L144 234V232L142 233ZM151 231H152V234H151ZM164 231V232H163ZM185 231V232H184ZM187 231H188V233H187ZM190 231V232H189ZM196 231V232H195ZM243 231V232H242ZM48 232V234H46ZM52 232V233H51ZM65 233V234H63V233ZM93 234H92V233ZM115 232V233H114ZM116 232H118V233H116ZM135 232H137V233H135V235H134V233ZM154 232H155V234H154ZM161 232V233H160ZM178 232V233H177ZM181 232V233H180ZM216 232H218V233H216ZM221 232V233H220ZM222 232H226L225 234L226 235H229V236H227V239H226V235H224V233H222ZM229 232H230V234H229ZM238 234H237V233ZM54 233V234H53ZM66 233H67V236H66ZM74 233V234H73ZM80 233V234H79ZM85 233V234H84ZM101 233V234H100ZM122 233V234H121ZM141 233V234H140ZM157 233V234H156ZM184 233H186V234H184ZM190 233H191V235H193L192 237H191V235H190ZM198 233V234H197ZM228 233V234H227ZM243 233L245 234V235H243ZM248 233V234H247ZM255 233V234H254ZM50 234V235H49ZM96 234V235H95ZM97 234L99 235L97 238H96V236H97ZM108 234V235H107ZM123 234H124V236H123ZM161 234V235H160ZM165 234V235H164ZM175 234V235H174ZM177 234V235H176ZM190 235V236H188V235ZM200 234V235H199ZM207 234V235H206ZM209 234V235H208ZM215 234V235H214ZM237 234V235H236ZM242 234V235H241ZM256 234H257V236H256ZM259 234H261V235H259ZM48 236V238L47 237H45V236ZM52 235H54V236H52ZM66 237H65V236ZM70 235V236H69ZM72 235V236H71ZM89 235V236H88ZM95 235V236H94ZM100 235H101V238H100ZM113 235H116V236H113ZM130 235H131V237H130ZM148 235V236H147ZM173 235H174V237H173ZM184 235V236H183ZM219 235V236H218ZM222 235V236H221ZM232 235V236H231ZM251 235L253 236L252 238H251ZM52 236V237H51ZM58 236H59V239H58ZM64 236V237H63ZM75 236V237H74ZM76 236H77V239H76ZM80 236H81V238H80ZM93 236V237H92ZM102 236H103V239H102ZM104 236H105V239H104ZM122 236V237H121ZM129 236V237H128ZM141 236V238H139ZM157 236H159V237H157ZM195 236V237H194ZM200 236V237H199ZM235 236V237H234ZM239 236V237H238ZM242 236V237H241ZM244 236V237H243ZM259 236H260V239H258L259 238ZM45 237V238H44ZM50 237V238H49ZM90 237V238H89ZM107 237V238H106ZM109 237H110V239H109ZM118 237V238H117ZM172 237V238H171ZM185 237V238H184ZM208 237V238H207ZM218 237V238H217ZM234 237V238H233ZM249 237V238H248ZM55 238H57V240L55 239ZM68 238V239H67ZM88 238V240L86 241V239ZM94 238H96V239H94ZM117 238V239H116ZM127 238H128V241H127ZM129 238H130V240H129ZM141 239L140 241L139 240H137V239ZM175 238V239H174ZM186 238H188V239H186ZM196 238V239H195ZM210 238V239H209ZM54 239H55V241H54ZM62 241H61V240ZM66 239V240H65ZM80 239H81V241H80ZM91 239V240H90ZM93 239V240H92ZM144 239V240H143ZM184 239V240H183ZM220 239V240H219ZM225 239V240H224ZM238 239V240H237ZM241 239V240H240ZM252 239V241H250ZM262 239V240H261ZM65 242H64V241ZM71 240H72V242H71ZM84 240V241H83ZM106 240V241H105ZM111 240H112V242H111ZM115 240V241H114ZM174 240V241H173ZM176 240V241H175ZM229 240V241H228ZM233 240V241H232ZM246 240V241H245ZM261 240V241H260ZM59 241V242H58ZM80 241V242H79ZM95 241H96V243H95ZM104 241H105V243H104ZM109 241V242H108ZM114 241V242H113ZM117 241V242H116ZM122 241V242H121ZM127 241V242H126ZM133 241H134V243H133ZM144 241V242H143ZM245 241V242H244ZM54 242V243H53ZM56 242V243H55ZM63 242V243H62ZM87 242H88V244H87ZM94 244H93V243ZM99 242V243H98ZM103 242V243H102ZM106 242H108V244L106 245ZM116 242V243H115ZM132 242V243H131ZM226 242V243H225ZM232 242V243H231ZM256 242V243H255ZM28 245H27V244ZM29 243H30V247H32V248H30L29 247ZM60 243V244H59ZM74 243H76V244H74ZM86 243V244H85ZM111 243H112V245H111ZM124 243V244H123ZM127 243H129V244H127ZM229 243V244H228ZM245 243V244H244ZM18 244V245H17ZM25 244V245H24ZM44 244V243H43ZM59 246H58V245ZM62 244H63V246H62ZM65 244V245H64ZM81 244V245H80ZM82 244H84V245H82ZM96 244V245H95ZM99 244H101V245H99ZM122 244V245H121ZM132 244V245H131ZM229 246H228V245ZM236 244V245H235ZM17 245V246H16ZM19 245H21V246H19ZM36 245V246H35ZM39 245V246H38ZM47 245H48V247L49 248H54L53 250L56 252V254H53V252H51V251H49V249L47 250ZM50 245H52L51 247H50ZM56 245H57V247H56ZM74 245H76V246H74ZM83 246L82 248L81 247H79V246ZM99 245V246H98ZM118 246V247H115V246ZM121 245V246H120ZM125 245V246H124ZM234 245H235V247H236V250H235V247H234ZM46 246V247H45ZM67 246H68V248H67ZM74 248H73V247ZM88 246V247H87ZM91 246V247H90ZM97 246V247H96ZM100 246H101V248H100ZM105 246H106V248H105ZM108 246H109V248H108ZM114 246V247H113ZM131 246V247H130ZM232 246V247H231ZM33 247H34V249H33ZM35 247H37V248H35ZM43 247V248H42ZM59 247V248H58ZM89 247H90V251H89ZM98 247H99V252H97L98 251ZM112 247V248H111ZM242 247V248H241ZM20 248V249H19ZM24 248V249H23ZM26 248L28 249V250H26ZM40 248V249H39ZM62 248V249H61ZM80 248V249H79ZM87 248H88V250H87ZM104 248V249H103ZM107 248H108V250H107ZM126 248H128L127 250H125ZM132 248V249H131ZM240 248H241V250H240ZM33 249V250H32ZM38 249H39V252H38ZM42 249V250H41ZM56 249H57V251H56ZM66 249V250H65ZM73 249H75V250H73ZM230 249V250H229ZM231 249H232V251H231ZM244 249V250H243ZM22 250V251H21ZM24 250V251H23ZM27 252H26V251ZM47 250V251H46ZM63 250H65V251H63ZM78 250H80V251H78ZM85 252H84V251ZM93 250H95V251H93ZM97 250V251H96ZM108 251V252H106V251ZM15 251V252H14ZM18 251V252H17ZM29 251V252H28ZM41 251V252H40ZM43 251H44V253H43ZM66 251H68V252H66ZM73 251V252H72ZM82 251V252H81ZM90 253H89V252ZM93 251V252H92ZM101 251V252H100ZM103 251V252H102ZM110 251L112 252V253H110ZM120 251V252H119ZM131 251H134V253L133 252H131ZM230 251H231V253H230ZM22 252V253H21ZM24 252H25V255L26 254H29L28 255V257H27V255H26V257L24 256ZM37 252V253H36ZM46 252H48V253H46ZM51 252V253H50ZM60 252V253H59ZM61 252H62V255H60L61 254ZM79 254H77V253ZM119 252V253H118ZM129 252V253H128ZM14 253V254H13ZM17 253V254H16ZM68 253V254H67ZM83 253H84V255H83ZM97 253V254H96ZM105 255V257L102 255ZM116 253V254H115ZM49 254H51V255H49ZM64 254H65V256H64ZM73 254V255H72ZM77 254V255H76ZM82 254V255H81ZM86 254V255H85ZM112 254V255H111ZM128 254H129V256H128ZM15 255H17L18 256V258H16L17 256H15ZM20 255V256H19ZM41 255V256H40ZM60 255V256H59ZM69 255V256H68ZM89 255H90V257H89ZM97 255V256H96ZM110 255V256H109ZM114 255V256H113ZM120 255H123V256H120ZM134 257H133V256ZM24 256V257H23ZM31 256V257H30ZM38 256H39V258H38ZM43 256V257H42ZM53 256H55V257H53ZM56 256H59V257H56ZM61 256H63V257H66V258H64L63 259V257L60 259V257ZM76 257V258H74V257ZM80 256H82V257H80ZM94 256V257H93ZM113 256V257H112ZM116 256V257H115ZM132 256V257H131ZM138 258H137V257ZM14 257V258H13ZM35 257H36V259H35ZM41 257H42V259H41ZM44 257H46V258H44ZM69 257H70V259H69ZM86 257V258H85ZM88 257V258H87ZM107 257V258H106ZM109 257V258H108ZM122 257H123V259H122ZM50 258V259H49ZM55 258H56V260H55ZM59 258V259H58ZM91 258H92V260H93V263H92V260H91ZM105 258V259H104ZM112 258H113V260H112ZM135 258H136V260H135ZM67 259V260H66ZM68 259H69V261H73V263H71V262H68ZM71 259H73V260H71ZM88 259H89V261H88ZM104 259V260H103ZM130 259V260H129ZM135 261H134V260ZM139 261H138V260ZM11 260V261H12ZM41 260H42V262H41ZM46 260V261H45ZM59 260H60V262H59ZM76 260V261H75ZM115 260V261H114ZM145 260V261H144ZM12 261V262H13ZM45 261V262H44ZM47 261H49V262H47ZM81 261H83V262H81ZM85 261V262H84ZM118 261V262H117ZM143 261V262H142ZM154 261V262H153ZM54 262V263H53ZM67 262V263H66ZM80 262V263H79ZM142 262V263H141ZM156 262V263H155ZM40 263H38V264H40ZM77 264V263H76Z\"/></svg>",
  "mask_w": 264,
  "mask_h": 264
}]
</instances>
